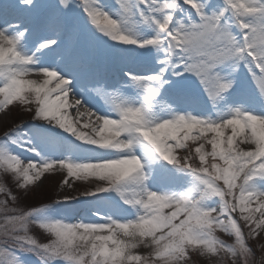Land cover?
<instances>
[{
    "label": "snow or ice",
    "instance_id": "obj_1",
    "mask_svg": "<svg viewBox=\"0 0 264 264\" xmlns=\"http://www.w3.org/2000/svg\"><path fill=\"white\" fill-rule=\"evenodd\" d=\"M114 6L106 7L100 0H78L77 7L82 10L85 22L95 31L124 45L138 47L155 46L162 50L158 60L161 65L156 71L143 74L126 72L131 83L142 89L137 101L122 97L114 88L106 87L96 73L97 50L94 42L87 48L80 45L79 24L62 15L72 7V0H57L54 9L41 13L38 0H12V12L16 19H5L0 13V112L7 115L10 105L19 100L22 103L35 102L31 109L33 120H41L64 130L80 142L79 146H92L90 155L76 161L70 156L52 159L40 155L33 139L23 129L24 122H13L0 135V165L11 172L21 189L41 181L44 173L54 168L66 170L62 185L72 187L69 178H81L85 170H103L105 185L94 191H85L80 196H95L109 191L117 192L124 204L136 211L134 218L116 219L112 215L102 216V222H69L64 219H40L41 209L50 206L45 203L32 206L28 210L9 207L7 200H0L3 206L4 224L0 225V264H26L25 255L35 256L40 264H53L62 260L64 264H148L145 255L133 241L125 240L124 233L117 225L154 223L145 232L138 233L150 239L152 264L157 260L178 261L191 264V254L209 257V264H221L215 257L223 252L237 264L242 253L256 254L249 246L234 213L248 227L247 236L257 237L264 232V188L258 180H264V151L258 148L244 149L251 129L244 135L236 134L234 119L246 123L240 108H230L229 113L216 119L181 113L172 110V105H164L169 115H158L157 106L161 88L169 83L165 78L170 72L174 76L191 73L198 78L209 100L216 105L235 83L230 74L224 71L230 63L232 71L244 62L252 83L264 101V38L259 35L251 43L247 42L242 28L241 35L233 39V30L225 22L227 13L213 5L211 0H117ZM193 3L196 7H193ZM138 17L141 22L154 26V35L144 39L124 28L130 17ZM264 32V27L257 29ZM36 36L29 54L23 49L22 41ZM120 62L135 59V50L119 48L113 53ZM37 60L51 61L49 66H37ZM59 67L60 71L57 70ZM35 72L43 79H27ZM63 73V74H61ZM80 79L87 89L112 105L111 114L101 115L88 107L72 92L71 80ZM27 93V95L25 94ZM72 102L69 103V96ZM75 109V118L70 117L69 109ZM139 112V120H132V112ZM252 116L264 117L254 110H247ZM95 117L93 120L92 118ZM114 117V118H113ZM81 118H85L81 124ZM167 121L168 123H165ZM231 127V134L225 136V129ZM89 129L90 131H85ZM152 137L148 139L144 133ZM107 133H111L108 135ZM205 133H212L209 139ZM46 139L42 137V141ZM203 140L195 149L199 165L190 162V156L178 157L175 149L187 147L185 141ZM229 141L235 154L244 152L234 160L231 173L226 174L224 161L233 157L228 151ZM205 143L211 151H205ZM35 153L40 158L29 159L13 150L12 146ZM137 146H142L144 156L162 160L180 170L191 173L196 178L192 187L182 192H158L147 187L149 179L145 172L146 161L137 154ZM102 150V151H97ZM224 150V151H222ZM222 164H208L207 157ZM27 160V163L24 161ZM228 183L221 188L218 181ZM129 185H136L129 188ZM0 193H5L13 201L18 197L0 183ZM153 193L155 198L150 199ZM80 196H64L51 203L69 202ZM218 198L216 206L209 207L205 201ZM122 217L127 209L116 208ZM94 215L101 216L100 212ZM48 232L53 225H103L96 230V243L89 245V252L82 257H69L56 254L54 239L41 243L30 235V225ZM215 229V231H213ZM217 230L234 236V243L220 239ZM52 237L55 233H50ZM172 237L166 250L162 242ZM103 240L101 246H97ZM264 251V250H262Z\"/></svg>",
    "mask_w": 264,
    "mask_h": 264
},
{
    "label": "rangeland",
    "instance_id": "obj_2",
    "mask_svg": "<svg viewBox=\"0 0 264 264\" xmlns=\"http://www.w3.org/2000/svg\"><path fill=\"white\" fill-rule=\"evenodd\" d=\"M57 0H38L40 5L39 11L41 13L54 9V5ZM78 0H72V7L69 11L63 12L62 15L68 18L70 21L77 22L80 28V45L87 48L90 42H94L98 56H97V68L96 73L101 77L99 72L111 71L113 66L119 69L122 73L129 72L131 67L135 68H148V71H156L161 66L158 60L163 55L162 50L155 46L138 47L136 45H124L116 41L111 40L106 35L95 31L90 25L85 22V18L82 14V10L76 5ZM100 3L106 7L114 6L118 2L117 0H100ZM213 5L219 6L223 3V0H211ZM0 9L9 12L7 19H16L12 12V0H0ZM124 28L130 30L137 39H144L154 35V26L143 23L138 17H130L125 23ZM233 32H237V29L233 27ZM37 39L36 36L26 38L22 41V47L24 49L27 45H32V41ZM119 48H130L135 50V59L131 62H120L113 53ZM30 54V53H29ZM239 67L236 71H232V64L230 63L224 68V71L229 73L231 78L234 79L232 89L224 94V98L218 100L216 105L209 100L205 93L203 86L200 84L198 78L191 73H184L181 76H174L170 72L166 75V79L169 83L165 84L160 90V96L158 97L161 102L157 106V112L159 115H169V109L164 105H172V110L181 113L192 112L190 107L196 108L202 113H205V117L215 118V115H225L229 113L230 108L243 105V109L248 107L264 112V101L261 100L255 85L248 74L247 69L244 67L243 61H238ZM44 64L49 66L51 61L45 62L37 60V66ZM128 69V70H126ZM57 70L60 71L59 67ZM32 77H43L37 75L35 72L31 73ZM63 74V73H61ZM118 75V74H117ZM116 75V76H117ZM25 78L28 79L26 76ZM114 78L113 86H107L108 88H114L120 92L122 97H125L132 101H137L142 93V89L130 82L129 77L126 75L122 78ZM42 79V78H41ZM2 86V85H0ZM71 87L74 94L80 97L83 102L90 108H94L101 115L111 114L116 115L111 111L112 105L106 102L105 99H101L99 95L89 91L85 85V82L80 79H72ZM27 95V93H25ZM10 107V112L4 115L0 112V135L10 126L13 122H24L23 129L29 136L32 137L33 143L37 146L40 155L49 157L52 159H62L65 156H70L73 160L80 161L90 155V149L92 146L84 145L82 147H76L80 145V142L72 137L69 133L61 130L60 128L49 124L41 120L30 119L32 117L31 109L35 108V102L31 104L22 103L19 100L13 102ZM95 118V117H94ZM114 118V117H113ZM225 131V130H224ZM231 131L225 132V136L230 135ZM210 139L212 133H205ZM42 137L46 138L42 141ZM204 143L203 140L192 141L191 139L185 141L187 147L175 149V155L178 157L190 156V162L194 165H199V157L195 155V149L200 144ZM13 150L18 152L25 158L36 159L40 157L35 153L27 152L24 149L16 148L12 146ZM244 149H248V145L241 146ZM102 151V150H97ZM205 151H211V145L205 143ZM208 164L216 163L222 164L223 162L218 158L214 161L210 156L206 158ZM27 163V160L24 161ZM149 179L146 181L147 187L151 190L158 192H182L192 187L195 184L196 178L191 175L190 172L180 170L162 160H156L151 162L145 169ZM66 176V170H60L54 168L49 172L44 173L41 181L34 182L21 189L17 180L11 172H4L0 169V183H3L8 189L11 190L13 195L18 197L17 201H13L11 197L5 193H0V200H7L9 207H16L18 209L28 210L32 206H40L45 203H50V206L41 209L38 213L40 219H64L69 222H80L84 220L86 222H102V216L112 215L116 219L121 218H134L136 211L131 209L128 205L124 204L120 195L115 191H109L100 193L95 196H80L85 191H94L97 186L105 185L104 181H101L99 177L88 176L87 179L82 178H69V182L72 187L62 185V179ZM220 185H223V181H218ZM259 187L264 188V180H258ZM130 189L136 187V185H129ZM77 197L78 199L69 202L51 203L57 199H61L64 196ZM218 198H211L205 201L209 207L216 206ZM3 206H0V225L4 224V213L2 211ZM127 209V214L121 216L115 209ZM100 212L101 216L94 215L95 212ZM234 216L241 224L242 230L245 233L246 240L250 247L256 252V255H260V245L264 244V232H261L257 237L250 238L247 236L248 227L245 222L239 217V212L234 213ZM30 235H33L41 243L48 242L52 239V236L39 229L35 224L30 225ZM220 239L225 240L228 243H234V236L228 233L217 230L215 233ZM0 239H3L0 236ZM139 251L142 255H147L150 249H145L143 246H139ZM24 260L26 264H40V261L31 254L25 255ZM223 258V253L220 256L215 257L214 260H220ZM209 257L200 256L198 252L191 254V264H209ZM228 264H231V257L226 258ZM53 264H64V261L57 260Z\"/></svg>",
    "mask_w": 264,
    "mask_h": 264
},
{
    "label": "clouds",
    "instance_id": "obj_3",
    "mask_svg": "<svg viewBox=\"0 0 264 264\" xmlns=\"http://www.w3.org/2000/svg\"><path fill=\"white\" fill-rule=\"evenodd\" d=\"M186 2L191 3L192 0H186ZM193 7L196 5L193 3ZM221 9L222 13H227L225 16L226 24L230 25V28L233 29L235 27L237 32H233V39H236L241 35V29L247 28L249 29L248 33L244 35L247 36V42L251 43L257 35L260 38H264V32H257V29L260 27H264V0H223V3L218 6ZM264 51V49H262ZM3 59V54L0 53V60ZM243 110V105L237 106ZM159 113H153V117L158 116ZM244 116L246 118V123H242L239 119H234L232 121L233 124L236 125V134L244 135L245 129H251V134L247 137L248 140V148H258L260 151H264V117L260 116H252L248 112H244ZM132 120H139V112H132L130 115ZM165 123H168L165 121ZM110 135L111 133H107ZM145 137L151 139L149 133H144ZM224 151V150H222ZM228 151L233 152L232 142L229 141ZM250 153L244 152L241 154H235L233 157H230L224 161L227 164V167L224 168V172L226 174L231 173L233 168L234 160H238L240 155H249ZM0 169H3L4 172L7 169L0 165ZM103 170L93 169V170H85L84 174L81 176L82 179H87L88 176H102ZM101 181H104L101 179ZM228 183V176L226 175L224 178L223 185H220L223 188ZM99 186H97L98 188ZM156 193H153L150 199L155 198ZM149 225L155 226L153 222H149ZM149 225L142 224H127V225H117L116 229L120 230L124 233V239L135 242L136 244L143 246L145 249H150L147 255H145V260L148 261V264H152V250L154 247L152 241L150 239H144L138 233L145 232L149 229ZM103 225H68L66 227H61L58 225H53L47 233H55V236L52 237L54 239V248L56 254H67L71 257H82L88 254L89 245L96 243V230L99 228H103ZM215 231V229H213ZM172 237L168 238V241L162 242L165 250L170 247V241ZM104 243L103 240L97 244V246H101ZM264 244L260 245V255L242 253V258L239 261V264H264ZM223 253V252H221ZM220 253V254H221ZM220 254L218 256H220ZM228 256L226 253H223V258L220 259L221 264H228V260L226 259ZM85 264H88L85 261ZM155 264H179L178 261H170V260H157ZM232 264H237L235 260L232 261Z\"/></svg>",
    "mask_w": 264,
    "mask_h": 264
},
{
    "label": "bare ground",
    "instance_id": "obj_4",
    "mask_svg": "<svg viewBox=\"0 0 264 264\" xmlns=\"http://www.w3.org/2000/svg\"><path fill=\"white\" fill-rule=\"evenodd\" d=\"M0 13H2V15H3V17L5 18V19H7L6 17H7V14L9 13V12H7V11H3V10H1L0 9ZM24 50L25 51H27L28 53H31V51H32V45H27V46H25L24 47ZM126 70H128V69H126ZM131 72H134V73H138V74H143V73H146L147 72V70H148V68H146V69H144V68H135V67H131L130 69H129ZM113 75L114 74H118L117 76H115V77H117V79L119 78H122V76H126L124 73H122L121 71H119L118 69H115V70H112V72H111ZM32 74L30 73L27 77H28V79H43V77H32L31 76ZM41 76H42V74H41ZM111 84L112 85H109V86H113V84H114V81H111ZM73 93H74V91H72ZM120 92H121V90H120ZM76 95V94H75ZM72 102V97H71V95L69 96V103H71ZM190 109L192 110V112H193V115H198V116H203V115H205V113H202V112H200L199 110H197L196 108H192V107H190ZM244 110V109H243ZM247 110H254L257 114H262V115H264V112H261L260 110H257V109H254L253 107H248L247 109H246V111ZM69 115H70V117H72V118H75V115H76V113H75V109L74 108H70L69 110ZM169 112H170V110H169ZM226 114H228V113H226ZM225 114V115H226ZM163 115H166V114H162V116ZM219 116V115H218ZM217 115H215V118H217L218 117ZM84 119L85 118H81V124L83 123V121H84ZM93 120L95 119L94 117L92 118ZM62 130V129H61ZM85 131H90L89 129H84ZM229 131H231V127H228V128H226L225 129V132L227 133V132H229ZM244 144H241V146H243ZM136 151H137V154L138 155H140L145 161H146V164H145V169L147 168V166H149L150 165V163L151 162H154L153 160H151V159H149L148 157H146V156H144V152H143V148H142V146H137V149H136Z\"/></svg>",
    "mask_w": 264,
    "mask_h": 264
}]
</instances>
